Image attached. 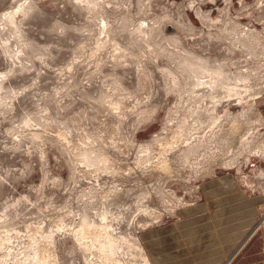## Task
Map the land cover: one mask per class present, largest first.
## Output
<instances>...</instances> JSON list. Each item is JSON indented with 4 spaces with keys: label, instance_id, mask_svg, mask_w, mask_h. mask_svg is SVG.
Listing matches in <instances>:
<instances>
[{
    "label": "rangeland",
    "instance_id": "1",
    "mask_svg": "<svg viewBox=\"0 0 264 264\" xmlns=\"http://www.w3.org/2000/svg\"><path fill=\"white\" fill-rule=\"evenodd\" d=\"M83 1L0 0V264H264V0Z\"/></svg>",
    "mask_w": 264,
    "mask_h": 264
},
{
    "label": "bare ground",
    "instance_id": "2",
    "mask_svg": "<svg viewBox=\"0 0 264 264\" xmlns=\"http://www.w3.org/2000/svg\"><path fill=\"white\" fill-rule=\"evenodd\" d=\"M85 1H86V0H85ZM85 1H83V2H85ZM147 1H148V0H147ZM190 2H191V1H190ZM26 4H27V3H26ZM134 5H135V4H134ZM94 9H95V8H94ZM177 10H178V9H177ZM92 11H93V10H92ZM21 12H22V10H21ZM27 12H28V11H27ZM198 12H199V11H198ZM16 13H17V15L20 14V13H18V12H16ZM24 14H25V13H24ZM150 14H151V13H150ZM15 16H16V14H15ZM162 16H163V15H162ZM10 18H11V17H10ZM13 18H14V17H13ZM23 18H24V17H23ZM161 18H162V17H161ZM167 18H168V17H167ZM202 18H203V17H202ZM7 19H8V18H7ZM156 19H157V18H156ZM9 20H10V19H9ZM169 20H170V19H169ZM210 20H211V19H210ZM14 21H15V20H14ZM14 21H13V22H14ZM120 21H121V20H120ZM10 22H11V21H10ZM99 22H100V21H99ZM151 22H152V21H151ZM6 23H7V22H6ZM7 24H8V23H7ZM107 24H108V23H107ZM206 24H207V23H206ZM9 25H10V24H9ZM106 26H107V25H106ZM3 27H4V26H3ZM128 27H129V26H128ZM141 27H142V26H141ZM188 27L191 28L190 26H188ZM232 27L235 29V32H236V30L238 31L239 29H242L239 25H236V24H235L234 26H232ZM5 28H6V26H5ZM10 28H12V27H10ZM15 28H16V27H15ZM155 28H156V27H155ZM229 28H230V27H229ZM12 29H13V28H12ZM100 29H101V27H100ZM137 29H138V28H137ZM101 30H102V29H101ZM102 31H103V30H102ZM131 31H132V30H131ZM144 31H145V30H144ZM187 31H188V30H187ZM240 31H241V30H240ZM12 32H13V31H12ZM99 32H101V31H99ZM225 32H226V31H225ZM244 32H249V31H247L246 28H245V31H244ZM252 32H253V31H252ZM13 33H14V32H13ZM226 34H227V33H226ZM234 34H235V33H234ZM248 34H249V33H248ZM248 34H247V35H248ZM250 34L252 35V33H250ZM250 34H249V36H250ZM137 35H138V34H137ZM139 35H140V34H139ZM193 35H194V34H193ZM214 35H215V34H214ZM238 35H239V34H238ZM196 36H197V35H196ZM242 36H243V35H242ZM244 36H245V35H244ZM254 36H255V34H254L253 36H250V37H254ZM256 36H257V35H256ZM256 36H255V37H256ZM115 37H116V36H115ZM213 37H214V36H213ZM221 37H222V36H221ZM232 37H234V36H232ZM259 37H260V35H259ZM1 38H2V37H1ZM97 38H98V37H97ZM103 38H104V37H103ZM103 38H102V39H103ZM257 38H258V37H257ZM217 39H218V40L221 39L220 36H218ZM236 39H237V38H236ZM263 39H264V38H263ZM174 40H175V39H174ZM221 40H223V39H221ZM221 40H220V41H221ZM100 41H101V40H100ZM168 41H169V40H168ZM210 41H211V40H210ZM235 41H236V40H235ZM262 41H263V40H262ZM8 42H9V41H8ZM180 42H181V41H180ZM207 42H208V41H207ZM237 42H238V44H239V42H243V44H244V43L246 44V43H248V40H247V39H245L244 41L239 40V41H237ZM237 42H236V43H237ZM2 43H3V42H2ZM212 43H213V42H212ZM223 43H224V42H223ZM226 43H227V42H225V44H226ZM233 43H234V42H233ZM236 43H235V44H236ZM254 43H255V42H254ZM256 43H257V42H256ZM97 44H98V42H97ZM108 44H109V43H108ZM104 45H105V44H104ZM227 45H228V44H227ZM128 46H129V45H128ZM223 46H224V45H223ZM223 46H222V47H223ZM238 46H239V45H238ZM238 46H237V47H238ZM249 46H250V44H249ZM257 46H258V45H257ZM262 46H263V45H262ZM27 47H28V46H27ZM110 47H111V46H110ZM232 47H233V46H232ZM244 47H245V45H244ZM247 47H248V46H247ZM247 47H245V48H247ZM252 47H253V46H252ZM100 48H101V47H99V49H100ZM117 48H119V47H117ZM178 48H179V47H178ZM230 48H231V47H230ZM235 48H236V47H235ZM257 48H258V47H257ZM233 50L235 51L234 48H233ZM237 50H238V48H237ZM237 50H236V51H237ZM263 50H264V49H263ZM238 51H239V50H238ZM254 52H255V51H254ZM118 53H120V52H118ZM118 53H117V54H118ZM188 53H189V52H188ZM243 53H244V52H243ZM250 53H251V51H250ZM252 53H253V52H252ZM108 54H109V53H108ZM164 54H165V53H164ZM221 55H222V54H221ZM246 55H247V54H246ZM246 55H245V56H246ZM254 55H256V53H255ZM263 55H264V54H263ZM263 55H262V56H263ZM142 57H143V56H142ZM254 58H255V57H254ZM198 59H200V58H198ZM230 59H231V58H230ZM200 61H201V60H200ZM213 61H214V60H213ZM217 62H218V61H217ZM236 62H237V61H236ZM244 62H245V61H244ZM242 63H243V62H242ZM197 64H198V63H197ZM200 64H202V63L200 62ZM214 64H215V63H214ZM224 64H225V63H223L222 65H224ZM263 64H264V63H263ZM211 66H212V65H211ZM226 66H227V65H226ZM216 67H217V65H216ZM216 67H215V68H216ZM218 67H219V65H218ZM238 67H239V66H238ZM230 68H231V67H230ZM213 71H214V70H213ZM228 71H229V70H228ZM240 71H241V70H240ZM223 72H224V70H223ZM247 72H248V71H247ZM250 72H251V71H250ZM224 73H225V72H224ZM233 73H234V72H233ZM248 73H249V72H248ZM214 74H215V73H214ZM217 74H218V73H217ZM221 74H222V73H221ZM227 74H230V73L227 72ZM238 74H240V73H238ZM251 74H252V73H251ZM172 75H173V74H172ZM191 75H193V74H191ZM224 75H225V74H224ZM246 75H247V74H246ZM183 76H184V75H183ZM236 76H237V75H236ZM185 77H186V76H185ZM193 77H194V75H193ZM216 77H217V75H216ZM234 77H235V76H234ZM248 77H249V76H248ZM252 77H253V76H252ZM201 78H202V77H201ZM228 78H230V76H229ZM236 78H237V77H236ZM169 79H170V78H169ZM232 79H234V78H232ZM240 79H241V78H240ZM243 79H246V78H243ZM254 79H255V78H253V80H254ZM256 79H257V78H256ZM261 79H262V78H261ZM1 80H2V79H1ZM1 80H0V81H1ZM189 81H190V80H189ZM191 81H192V80H191ZM231 81H232V80H231ZM240 81H241V80H240ZM201 82H202V81H201ZM244 82H245V81H244ZM248 82H249V81H248ZM257 82H258V81H257ZM202 83H204V82H202ZM207 83H208V82H207ZM232 83L234 84V82H232ZM236 83H237V82H236ZM246 83H247V82H246ZM197 84H198V83H197ZM226 84H228V83H226ZM195 85H196V84H195ZM204 85H205V84H204ZM207 85H209V84H207ZM215 85H216V84H215ZM228 85H229V84H228ZM231 85H232V84H231ZM234 85H235V84H234ZM245 85H246V84H245ZM255 85H256V84H255ZM255 85H254V86H255ZM221 86H222V85H221ZM238 86H239V85H238ZM238 86H237V87H238ZM252 86H253V85H252ZM258 86H259V85H258ZM212 87H213V86H212ZM198 88H199V87H198ZM207 88H208V87H207ZM253 88H255V87H253ZM208 89H210V88H208ZM217 89H218V88H217ZM220 89H221V88H220ZM248 89H249V88H248ZM250 89H251V88H250ZM255 89H258V88H255ZM263 89H264V88H263ZM191 90H193V89H191ZM199 90H200V89H198V91H199ZM204 90H205V89H204ZM204 90H203V91H204ZM210 90H212V89H210ZM198 91H197V93H198ZM200 91L202 92V90H200ZM216 91H217V90H216ZM218 91H219V90H218ZM251 91H252V90H251ZM219 92H220V91H219ZM249 92H250V91H249ZM254 92H255V91H254ZM197 93H196V94H197ZM205 93H206V92H205ZM214 93H215V91H214ZM216 93H217V92H216ZM216 93H215V95H216ZM257 93H258V92H257ZM211 94H212V93H211ZM219 94H220V93H219ZM229 94H231V93H229ZM238 94H240V92H239ZM238 94H237L236 96H238ZM245 94H246V93H245ZM251 94L253 95V91H252ZM194 95H195V94H194ZM232 95L235 96V94H232ZM240 95H241V94H240ZM240 95H239V97H240ZM248 95H249V94H248ZM256 95H257V94H256ZM212 96H214V95H212ZM230 96H231V95H230ZM244 96H245V95H244ZM219 97H220V96H219ZM221 97H222V96H221ZM241 97H242V96H241ZM183 98H184V97H183ZM231 98H233V97H231ZM244 98H245V97H244ZM244 98H243V99H244ZM238 99H239V98H238ZM238 99H237V100H238ZM241 99H242V98H241ZM249 99H250V98H249ZM221 100H222V99H221ZM228 100H229V98H228ZM245 100H246V99H245ZM232 101H234V100L232 99ZM243 101H244V100H243ZM246 101H248V100H246ZM178 102H179V101H178ZM223 102H224V100H223ZM223 102H222V103H223ZM230 102H231V100L229 101L228 105L231 104ZM244 102H245V101H244ZM192 103H193V102H192ZM213 103H214V102H213ZM215 103H216V102H215ZM224 103H225V102H224ZM224 103H223V106H224ZM232 103H233V102H232ZM200 106H201V105H200ZM208 106H209V104H208ZM217 106H218V105H217ZM209 107H210V106H209ZM210 108H211V107H210ZM212 108H213V107H212ZM217 108H219V107H216V110H217ZM119 109H120V108H119ZM250 110H252V109H250ZM250 110H249V114H250V112H251ZM202 112H203V111H202ZM215 112H216V111H215ZM254 112H255V111H254ZM244 113H245V112H244ZM246 113H247V112H246ZM204 114H205V113H204ZM213 114H214V113H213ZM241 114H242V113H241ZM247 114H248V113H247ZM245 115H246V114H245ZM245 115H244L243 117H245ZM250 115H251V114H250ZM252 115H253V114H252ZM189 116H190V115H189ZM201 116H202V115H201ZM213 116H215V115H213ZM226 116H227V115H226ZM229 116H230V115H229ZM229 116H228V117H229ZM236 116H237V115H236ZM238 116H239V115H238ZM254 116H255V115H254ZM259 116H260V115H259ZM199 117H200V116H199ZM241 117H242V116H241ZM249 117H250V116H249ZM252 117H253V116H252ZM203 118H204V117H203ZM215 118H216V117H215ZM215 118H214V119H215ZM221 118H222V117H221ZM250 118H251V117H250ZM255 118H256V117H255ZM216 119H217V118H216ZM244 119H245V118H244ZM253 119H254V118H253ZM253 119H251V120H253ZM258 119L261 120L262 118L259 117ZM202 120L204 121V119H202ZM247 120H248V118H247ZM251 120H250V122H251ZM203 121H202V123H203ZM212 121H213V120H212ZM243 121H244V120H243ZM183 122H184V121H183ZM183 122H182V123H183ZM188 122H189V121H188ZM200 122H201V121H200ZM200 122H199V123H200ZM245 122H246V121H245ZM258 122H259V121H258ZM185 123H186V121H185ZM215 123H216V122H214V124H215ZM232 123H233V124H232L231 127L233 128V131H234V132H237V131H239V130L242 129L241 126H242L243 124L241 125L240 123H237V122H232ZM241 123H242V122H241ZM186 124H187V123H186ZM191 125H192V124H191ZM258 125H259V124H258ZM199 126H200V125H199ZM202 126H204V125H202ZM206 126H207V125H206ZM249 126H250V125H249ZM189 127H192V126H189ZM193 127H194V126H193ZM197 127H198V126H197ZM200 127H201V126H200ZM250 127H251V126H250ZM195 128H196V127H194L193 130H195ZM203 128H204V127H203ZM214 128H215V127H214ZM251 128H252V127H251ZM251 128H250V129H251ZM187 129H188V128H187ZM201 129H202V128H201ZM196 130H197V129H196ZM198 130L200 131V129H198ZM230 130H231V129H230ZM248 130H249V129H248ZM182 131H183V130H182ZM218 132H220V131H218ZM196 133H197V132H196ZM196 133H195V134H196ZM180 134H181V133H180ZM187 134H188V133H187ZM198 134H199V133H198ZM206 134H207V133H206ZM231 134L233 135L234 133H231ZM185 135H186V134H185ZM191 135H193V132L191 133ZM191 135H190V136H191ZM217 135H218V134H217ZM227 135H228V134H227ZM227 135L225 134V136H227ZM63 136H64V135H63ZM180 136H183V135L181 134ZM180 136H179V138H182V137H180ZM193 136H194V135H193ZM199 136H200V135H199ZM201 136H202V135H201ZM233 136H234V135H233ZM214 137H216V136H214ZM228 137H230V133H229ZM228 137H227V139H228ZM200 138H201V137H200ZM211 138H212V137H211ZM174 139H175V138H174ZM182 139H183V138H182ZM212 139H213V138H212ZM229 139H230V138H229ZM252 139H253V138H252ZM178 140H179V139H178ZM192 140H194V138H193ZM244 140H245V139H244ZM249 140H250V139H249ZM175 141L177 142V140H175ZM180 141H181V140H180ZM180 141H178V142H180ZM184 141H185V138H184ZM224 141H226V140H224ZM233 141H234V140H233ZM209 142H210V141H209ZM184 143H185V142H184ZM187 143H188V142H187ZM190 143H191V142H190ZM248 143H249V142H248ZM115 144H116V143H115ZM188 144H189V143H188ZM188 144H185V145H188ZM250 144H251V143H250ZM189 145H190V144H189ZM230 145H231V144H230ZM180 146H181V145H179V147H180ZM197 146H198V145H197ZM251 146H252V145H251ZM170 147H171V146H170ZM172 147H173V146H172ZM174 147L178 148V146H174ZM174 147H173V150H174ZM183 147H184V146H183ZM183 147H182V148H183ZM186 147H187V146H186ZM248 147H249V146H248ZM260 147H261V146H260ZM176 148H175V151H176ZM254 148H255V147H254ZM257 148H258V145H257ZM180 149H181V148H180ZM263 149H264V148H263ZM178 150H179V148H178ZM178 150H177V152H178ZM252 150L254 151V149H252ZM170 151H172V150H170ZM262 151H263V150H262ZM164 153H166V152H163V154L160 152L161 156H163V157L158 161L156 167L153 168L155 165H154L153 167H151V166H150V167L153 168V170L155 169V170H154L155 172H156V170H157V171L160 170V171H163L164 173H166V175H170V176H172V174L174 173V172H173V166H172V160L170 159L169 154H167V153L164 154ZM172 153H173V152H172ZM178 153H179V152H178ZM178 153H177V154H178ZM250 153H251V152H250ZM257 153H258V152H257ZM92 154H94V153L92 152ZM170 154H171V153H170ZM174 154H175V153H174ZM229 154H230V153H229ZM263 154H264V153H263ZM171 155H172V154H171ZM181 155H182V154H181ZM186 155L188 156V154H186ZM256 155H257V154H256ZM97 156H98V155H97ZM250 156H251V155H250ZM260 156L263 157V155H262L261 153H260ZM103 157H105V156H103ZM214 157H215V156H214ZM248 157H249V155H248ZM88 158H89V157H88ZM95 158H96V155H95ZM101 158H102V157H101ZM101 158H97V159H100V160H101ZM154 158H155V157H154ZM154 158H153V159H154ZM189 158H190V157H189ZM102 159H104V158H102ZM214 159H216V158H214ZM107 160H109V159H107ZM180 160H181V159H180ZM184 160H185V159H184ZM229 160H230V159H229ZM98 161H99V160H98ZM213 161H214V160H213ZM231 161H232V160H231ZM91 162H92V161H91ZM94 162H95V161H94ZM94 162H92V163H94ZM108 162H109V161H108ZM154 162L156 163V161H154ZM97 163H99V162H97ZM104 163H105V162H104V160H103V164H104ZM109 163H110V162H109ZM109 163H107V164H109ZM212 163H214V162H212ZM212 163H211V165H212ZM107 164H104V165L108 166ZM209 164H210V163H209ZM79 165H80V164H79ZM101 165H102V164H101ZM179 165H180V164H179ZM214 165H215V164H214ZM214 165H213V166H214ZM87 166H88V165H87ZM106 166H105V167H106ZM205 166H206V165H205ZM218 166H219V165H218ZM220 166H221V165H220ZM220 166H219V167H220ZM92 167H93V166H92ZM101 167H102V166H101ZM148 167H149V166H148ZM148 167H146V168H148ZM183 167H184V166H183ZM203 167H204V165H203ZM208 167H209V166H208ZM89 168H90V167H89ZM102 168H103V167H102ZM156 168H158V169H156ZM225 168H226V166H225ZM94 169H95V168H94ZM106 169H107V168H106ZM213 169H214V168H213ZM213 169H212V170H213ZM103 170H104V169H103ZM111 170H112V169H111ZM143 170H144V169H143ZM146 170H147V169H146ZM149 170H150V169H149ZM153 170H150V171H153ZM205 170H206V169H205ZM97 171H98V170H97ZM160 171H159V172H160ZM202 171H203V170H202ZM208 171H209V170H208ZM95 172H96V171H95ZM100 172H102V171H100ZM143 172H145V171H143ZM163 172H162V173H163ZM112 173H113V172H112ZM147 173H148V172H147ZM198 173H200L199 170H198ZM211 173H212V171H211ZM96 174H97V173H96ZM104 174H105V172H104ZM116 174H117V173H116ZM174 174H175V173H174ZM204 174H205V173H204ZM175 175H176V174H175ZM195 175H196V174H195ZM195 175H194V176H195ZM263 175H264V174H263ZM199 176H200V175H199ZM120 177H121V176H120ZM165 177H168V176H165ZM172 177L175 178L174 176H172ZM178 177H179V176H178ZM196 177H197V176H196ZM208 177H209V175H208ZM170 178H171V177H170ZM209 178H210V177H209ZM99 179H100V178H99ZM114 179H115V178H114ZM178 179H179V178H178ZM181 179H182V178H181ZM194 179H196V178H194ZM176 180H177V179H176ZM173 181H174V180H173ZM171 182H172V181H171ZM195 182H196V181H195ZM263 182H264V181H263ZM185 185H186V184H185ZM185 185H184V186H185ZM112 189H113V188H112ZM116 189H117V187H116ZM115 192H116V191H115ZM171 192H172V191H171ZM119 193H120V192H119ZM121 193H122V192H121ZM158 193H159V192H158ZM114 194H116V193H114ZM167 194H168V193H167ZM168 196H169V195H168ZM143 197H144V196H143ZM107 198H108V197H107ZM115 198L118 199V200H116V201H118L119 203H120V201L122 200V198H121L120 195H118V194H116L115 196L113 195L112 199H115ZM105 199H106V197H105ZM112 199L109 198V201L112 200ZM165 199H166V198H165ZM165 199H164V200H165ZM105 201H107V200H105ZM105 201H104V203H105ZM116 201L111 202V204H112V205L117 204L118 202H116ZM168 201H169V200H168ZM144 202H145V201H144ZM173 202H175V201H173ZM113 203H114V204H113ZM119 203H118V204H119ZM132 203H133V202H132ZM106 204H107V203H106ZM107 206H108V205L105 206V209H106ZM94 207H95V206H94ZM110 207H112V206H110ZM125 207H126V206H125ZM103 208H104V206H103ZM93 210H94V209H93ZM124 210H125V209H124ZM124 210H123V212H124ZM87 211H88V210H87ZM103 211H104V210H103ZM125 211H127V209H126ZM101 213H103V212H101ZM139 213H140V212H139ZM118 214H119V213H118ZM141 214H142V215H145V214H143V213H141ZM146 214H147V212H146ZM162 216H163V215H162ZM101 217H102V216H101ZM106 217H107V216H106ZM121 217H122V216H121ZM152 217H153V216H152ZM118 218H119V217H118ZM144 218H145V217H144ZM160 218H161V217H160ZM97 219H98V218H97ZM151 219H152V218H151ZM76 220H77V219H76ZM95 220H96V219H95ZM107 220H108V219H107ZM157 220H158V219H157ZM83 221H84V220H83ZM86 221H87V220H86ZM99 221H101V220H99ZM103 221H104V223H105V220H102V222H103ZM84 222H85V221H84ZM141 222H142V221H141ZM60 223H61V222H60ZM82 223H83V222H82ZM85 223H87V222H85ZM104 223H103V224H104ZM136 223H137V222H136ZM92 224H93V222H92ZM95 224H96V223H95ZM112 224H113V223H112ZM71 225H72V224H71ZM82 225H83V224H82ZM93 225H94V224H93ZM105 225H107V224H105ZM152 225H153V224H152ZM86 226H87V225H86ZM89 226H90V224H89ZM91 226H92V225H91ZM102 226H103V225H102ZM140 226H141V225H140ZM144 226H145V225H144ZM147 226H148V225H147ZM79 227H80V226H79ZM96 227H97V226H96ZM96 227H92V228H96ZM104 227H105V226H104ZM56 228H57V227H56ZM90 228H91V227H90ZM102 228H103V227H102ZM108 228H109V227H108ZM143 228H144V227H143ZM58 229H59V228H58ZM81 229H82V228H81ZM87 229H88V228H86V227H85V230H86V231L83 229V230L85 231L84 234H85V233L88 234V233H87ZM105 229H106V227H105ZM117 229H118V228H117ZM138 229H139V228H138ZM138 229H137V230H138ZM83 230H82V232H83ZM89 230H90V229H89ZM91 230H92V229H91ZM94 230H95V229H94ZM100 230H101V229H99V231H100ZM61 231H62V230H61ZM61 231H60V232H61ZM101 231H102V230H101ZM108 231H109V230H108ZM113 231H114V230H113ZM135 231H136V230H135ZM138 231H139V230H138ZM74 232H75V230H74ZM79 232L81 233V230H79ZM88 232H90V231H88ZM92 232H93V231H92ZM103 232H104V231H103ZM76 233H78V232H76ZM93 233H94V232H93ZM100 233H101V232H100ZM111 233H113V232H112V228H111ZM117 233H118V232H117ZM73 234H74V233H73ZM78 234H79V233H78ZM78 234H76V235H78ZM84 234H83L82 236H84ZM104 234H105V233H104ZM106 234H107V233H106ZM113 234H114V233H113ZM135 234H136V233H135ZM70 235H71V234H70ZM80 235H81V234H80ZM80 235H79V236H80ZM89 235H90V233H89ZM98 235H99V233H98ZM98 235H97V236H98ZM79 236H78V238H79ZM82 236H80L79 240L82 239ZM87 236H88V235H87ZM87 236H85V237L87 238ZM91 236H92V234H91ZM91 236H89V237H91ZM93 236H94V234H93ZM101 236H102V235H101ZM107 236H109V235H106L105 237H107ZM133 236H134V235H133ZM74 237H75V236H74ZM129 237H130V236H129ZM129 237H128V238H129ZM98 238H99V237H98ZM98 238L96 237L97 240H100V239H98ZM102 238H103V237H102ZM119 238H120V236H119ZM122 238H123V237H122ZM134 238H136V237H134ZM134 238H133V239H134ZM83 239H84V238H83ZM87 239H88V238H87ZM104 239H106V238H104ZM110 239H112V238H110ZM113 239H114V238H113ZM136 239H137V238H136ZM136 239H135V240H136ZM120 240H121V239H120ZM84 241H85V240H84ZM84 241H83V243H84ZM91 241H92V238H91ZM123 241H125V240H123ZM127 241H128V240H127ZM133 241H134V240H133ZM137 241H138V240H137ZM79 242H80V241H79ZM85 242H87V241H85ZM92 242H93V241H92ZM94 242H95V241H94ZM98 242H99V241H98ZM100 242H101V241H100ZM107 242H108V240H106L105 243H107ZM113 242H115V240H113V241L110 242V247L107 245L108 248H110V250H109V253H105V255H106V254H107V256L111 255V254H110V251H111L112 254H113L114 252L117 253L119 250H120L119 252L122 253L121 246H119L118 243H117V244H112ZM116 242H117V241H116ZM119 242H120V241H119ZM95 243H97V242H95ZM127 243H128V242H127ZM129 243H131V242H129ZM134 243L137 244L138 242L136 243V242L134 241ZM80 244H82V242L79 243V246H81ZM85 244H86V243H85ZM93 244H94V243H93ZM103 244H104V242H103ZM103 244H99V245H103ZM121 244H122V242H121ZM123 244H124V243H123ZM82 245H83V244H82ZM96 245H97V244L92 245V247H93V246L95 247ZM99 245H98V246H99ZM114 245H116V246H114ZM126 245H127V244H126ZM137 245H139V244H137ZM133 246H135V245H133ZM133 246H130V247H133ZM81 247H82V246H81ZM88 247H89V246H88ZM88 247H87V248H88ZM102 247H103V246H101V248H102ZM122 247H123V246H122ZM130 247H129V248H130ZM140 247H141V246H140ZM138 248H139V247H138ZM138 248L136 249V246H135V249H134V247H133V249H134L135 251H136V250L138 251ZM80 249H81V248H80ZM84 249H85V248H84ZM84 249H83V250H84ZM89 249H91V246H90ZM139 249H140V248H139ZM102 250L104 251V247H103ZM102 250H101V251H102ZM140 250H141V249H140ZM105 251H106V249H105ZM107 251H108V250H107ZM107 251H106V252H107ZM119 252H118V253H119ZM125 252H126V251H125ZM139 252H140V251H139ZM99 253H100V252H99ZM118 253H117V255H118ZM123 253H124V252H123ZM130 253H131V252H130ZM140 253H143V255H141V257L145 255L143 251H141ZM108 254H109V255H108ZM102 255H103V254H102ZM124 255H125V254H124ZM114 256H115V255H114ZM128 256H129V254H128ZM137 256H138V255H137ZM137 256H136V257H137ZM145 256H146V255H145ZM101 257H102V256H101ZM111 257H113V256H111ZM115 257H116V256H115ZM141 257H140V258H141ZM106 259H108V258L106 257ZM109 259H110V258H109ZM111 259H114V258H111ZM142 259H146V258L143 257V258H141L140 260H142ZM132 261H133V260H132ZM137 261H138V260H137ZM146 261H147V259H146ZM86 262H87V261H86ZM107 262H108V261H107ZM111 262H112V261H111ZM141 262H142V261H141ZM147 262H148V261H147ZM88 263H89V262H88ZM114 263H115V262H114ZM116 263H117V262H116ZM130 263H131V262H130ZM144 263H146V262L144 261ZM91 264H92V262H91ZM105 264H106V263H105ZM108 264H109V263H108ZM119 264H120V263H119ZM121 264H122V263H121ZM146 264H147V263H146ZM148 264H149V263H148Z\"/></svg>",
    "mask_w": 264,
    "mask_h": 264
},
{
    "label": "crops",
    "instance_id": "3",
    "mask_svg": "<svg viewBox=\"0 0 264 264\" xmlns=\"http://www.w3.org/2000/svg\"><path fill=\"white\" fill-rule=\"evenodd\" d=\"M220 215V214H219ZM217 219V223H218V226H219V223H221L220 225H228L230 223V220L228 219V221H225L226 218H216ZM215 220V219H214ZM235 221V226L233 224L232 226V230H234L236 233L240 234L241 232L244 231L245 227L248 226V225H251V220L250 221H247L246 219L244 218H237V219H234ZM237 221V222H236ZM207 223V222H206ZM234 223V222H233ZM249 223V224H247ZM212 225V227L214 226V223L213 224H210L209 223V227ZM209 230V233L206 234V238H212V242H208V248L210 247V245H213V247H217L216 246V243H217V239L214 237V233H212L213 230L211 229H208ZM214 232V231H213ZM209 234H212V236H210ZM216 236V235H215ZM256 236V235H255ZM255 236L253 235V237H251L250 240H248L249 242L247 243L246 247L241 251V254L239 256H237L236 258V261H235V264H260V263H251V260L256 258V257H261L263 255V251H262V248H259L260 245H261V241L260 240H255ZM175 238V235L173 236ZM216 240V241H215ZM255 240V241H254ZM175 242L173 244V248L175 246ZM259 246V247H258ZM188 247L185 245L184 247H181V252H180V255L181 257H188V256H191L190 253H189V248L187 249ZM205 248V247H204ZM203 248V249H204ZM203 249L201 250L203 252ZM210 249V248H209ZM257 250L256 251H252V250ZM171 251L173 252L174 249H171ZM175 252H173V254H170V255H174V257L176 258ZM177 253V252H176ZM184 255V256H183ZM195 255H197V252L195 253ZM166 256V254H165ZM172 256H170L171 258ZM180 257V258H181ZM167 259V257H166ZM189 260H186L185 262L184 261H181L184 262V264H196V262L193 260L192 262L189 261ZM218 261L216 260H212V261H206V262H203L202 264H217ZM171 264H174V262H172ZM183 264V263H182Z\"/></svg>",
    "mask_w": 264,
    "mask_h": 264
}]
</instances>
